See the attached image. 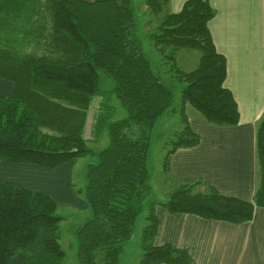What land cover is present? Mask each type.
I'll use <instances>...</instances> for the list:
<instances>
[{
	"label": "trees",
	"instance_id": "1",
	"mask_svg": "<svg viewBox=\"0 0 264 264\" xmlns=\"http://www.w3.org/2000/svg\"><path fill=\"white\" fill-rule=\"evenodd\" d=\"M146 2L160 17L151 36L154 48L185 87L179 109L183 128L163 162L174 188L164 202L148 207L139 264H194L188 249L156 245L157 209L234 225L252 222L256 208H264V116L257 128L253 202L224 196L212 186L199 193L198 182H174L168 170L171 156L201 142L186 107L221 126L238 125L240 111L225 87L227 60L210 32L209 22L216 16L210 2L187 0L178 13L171 12V0ZM181 50L200 54L196 69L180 68L176 56ZM103 75L113 87L102 103L95 135L107 132L110 142L97 152L84 131L94 98L103 94ZM0 79L13 83L11 94L0 96V159L55 169L96 158L97 163L87 165L85 189L78 191L91 216L74 230L77 260L120 264L122 245L131 239L152 191L151 134L175 99L138 35L133 0H0ZM112 97L127 117L113 120ZM58 211L50 195L0 180V264H12L20 255L24 259L18 264H67L60 234L64 218Z\"/></svg>",
	"mask_w": 264,
	"mask_h": 264
},
{
	"label": "crops",
	"instance_id": "2",
	"mask_svg": "<svg viewBox=\"0 0 264 264\" xmlns=\"http://www.w3.org/2000/svg\"><path fill=\"white\" fill-rule=\"evenodd\" d=\"M186 1L171 0V12H180ZM208 1L216 10L209 22L210 32L218 53L227 60L225 87L238 104L240 123H210L188 105L189 123L201 136V142L172 155L169 175L174 182H198L199 193H206L212 186L224 196L253 202L257 186V128L264 116V0ZM12 90V82L0 79L1 96H9ZM3 161L0 159V178L8 176L5 172L11 173L15 177L8 179L16 184L36 192L50 191L54 196H60L63 188L44 190L28 181L23 170L55 171L74 164L72 161L64 167L46 169L4 161L5 165ZM157 214L160 226L156 244L188 249L194 264H264L263 207L256 208L252 222L241 225L192 214L172 215L163 208H158ZM23 259L20 255L12 264Z\"/></svg>",
	"mask_w": 264,
	"mask_h": 264
},
{
	"label": "rangeland",
	"instance_id": "3",
	"mask_svg": "<svg viewBox=\"0 0 264 264\" xmlns=\"http://www.w3.org/2000/svg\"><path fill=\"white\" fill-rule=\"evenodd\" d=\"M133 6L136 10L137 32L143 41L145 51L154 63L157 72L162 76L163 81L174 89L175 99L172 109L166 112V114L157 121L152 131L151 151L148 163V167L152 174L150 181L152 191L144 202L145 211L138 217L131 239L124 242L122 245L123 254L120 259V264H139L142 256L140 247L141 235L143 228L147 224L146 216L148 207L154 201L159 203L164 202L167 199L168 192L174 188L173 185H168L166 176L163 172V162L167 151L171 148V144L177 139L176 135L180 133L183 128L179 109L182 101V90L185 84L178 82L174 77L176 73L171 71V63H168L156 52L153 40L151 39V36L157 32L160 17L152 14L146 0H133ZM176 58L180 68L186 72H190L197 68L200 54L196 51L181 50ZM102 81L103 94H99L94 98L92 106L88 111V124L84 131L85 138L89 141L90 147L97 152L105 149L110 142L107 132H104L99 137L95 135V124L98 115L102 113V103L106 100L109 91L113 87L112 82L107 80L104 75L102 76ZM109 102L112 109H114V121L127 117V111L116 97H112ZM192 109L201 115L195 108ZM3 163H5V165L7 164L4 161ZM72 163L74 164H71V166H63L64 168L55 171H40L41 169L37 170L35 168L24 169L23 174L28 181L42 186L44 190H61L59 188H63L64 191H61L62 193L59 194L60 196H58V194L54 196V193L50 191L48 194L59 204L60 208L58 213L64 218V221L60 225V234L61 245L67 255L66 262L67 264H79L77 260L78 245L74 230L82 226L90 218L91 211L84 197H80L77 190L83 189L86 185L85 177L87 165L97 163V159L87 156L77 159ZM5 174L8 176L0 178V180L14 182L8 178H13L15 175L7 172H5ZM62 185L65 188L62 187ZM158 208L161 209V207Z\"/></svg>",
	"mask_w": 264,
	"mask_h": 264
}]
</instances>
